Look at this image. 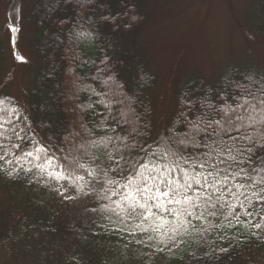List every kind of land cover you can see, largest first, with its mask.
<instances>
[{
    "label": "trees",
    "instance_id": "1",
    "mask_svg": "<svg viewBox=\"0 0 264 264\" xmlns=\"http://www.w3.org/2000/svg\"><path fill=\"white\" fill-rule=\"evenodd\" d=\"M152 13L151 0H92L87 5H81L77 0H38L30 10V46L35 59L26 62L32 74L28 75L31 86L25 105H20L3 90L0 92V98L7 102L8 108H19L12 120L17 129H23L21 136L24 137L23 140L14 135L11 137V143H19L20 149L8 145L7 156L12 163H4L3 167L5 172L12 171L13 174L0 172V254L11 262L13 246L20 244L24 235L41 229L49 237L70 239L71 246L65 256L46 257L42 251L43 259H34L31 263L24 259L17 264H155L156 259H164L170 264H264V230L253 228L250 223L237 224L233 220L229 225L221 217L219 222L223 226L205 234L212 248L203 241L198 244L195 232L189 228L187 233L181 231L173 250L162 252L156 258L139 260L134 252L136 241H143L141 253H148L149 242L145 241V233L137 228V224L142 223L135 224V218H129L125 211L129 210L128 202L122 201V196L113 197L121 201L122 208L93 196L61 200L43 213L36 210L35 204L30 207L34 191L41 192L44 197L57 195L54 189L60 184L83 185L92 179L87 175L89 171L99 173L107 164L102 145L87 151L79 147L85 144L87 148L88 138L81 123L94 133L93 139H101L105 133L113 137L126 135L131 126L119 117V110L128 111L131 106L140 117L139 128L144 133L142 142L146 141L144 147L156 149L169 128L184 131L180 114L188 111L185 100L195 101L193 110L188 113V118L193 119L201 111V99L231 102L233 92L237 91L234 88L236 82L248 83L250 75L256 80L264 79V70L251 64L229 65L217 83L200 77L190 78L178 90L173 116L162 138L158 139L154 133L153 99L157 74L148 67L146 53L139 43L140 30ZM250 13L246 37L259 35L264 38V0H251ZM81 31L90 35L81 37L78 35ZM89 104L92 108L87 107ZM112 116L120 122L112 123L109 128L106 121ZM70 132L73 135L81 132L83 138L72 140ZM121 143L113 140L117 146ZM41 147L47 151H38ZM28 152L32 155L28 156ZM76 162L84 167H75ZM37 164H43L47 171L41 173L34 167ZM21 166L33 171H20ZM47 172H59L67 179L51 181ZM75 176H84L85 181H76ZM179 176L177 173L176 178ZM96 187L100 188L98 184ZM120 192L124 194L125 190L120 189ZM102 204L115 208V213L92 211ZM238 214L242 220L258 221L256 216L245 217L244 209H239ZM162 215L170 222L166 228L177 224L168 213ZM121 219L125 222L120 223ZM210 219L213 224L217 223L216 218ZM192 224L197 228L201 226L196 220H192ZM203 226L208 227V222H203ZM138 244L142 246L140 241ZM220 247L228 251L220 252ZM213 248L214 254H204L212 252ZM194 253L196 258H193Z\"/></svg>",
    "mask_w": 264,
    "mask_h": 264
},
{
    "label": "snow or ice",
    "instance_id": "2",
    "mask_svg": "<svg viewBox=\"0 0 264 264\" xmlns=\"http://www.w3.org/2000/svg\"><path fill=\"white\" fill-rule=\"evenodd\" d=\"M77 2L87 5L92 0ZM78 35L83 37L90 33L81 31ZM248 81L235 83L237 91L233 92L231 102L227 99L223 103L201 99V111L193 119L188 118V113L193 110L195 101L185 100L188 111L180 114L184 131L181 133L176 128H169L164 141L156 149L144 147L146 141L142 142L144 133L139 128L140 117L131 106L128 111L119 110V117L131 126L126 135L113 137L105 133L103 138L93 139L94 133L81 123L80 127L88 133V138L87 148L85 144L79 147L87 151L99 149L102 145L107 164L99 173L89 171L87 175L92 177L90 181H85L84 176H75L76 181H85L83 185H60L54 190L63 199L76 200L81 196H93L99 201H111L116 208H122V204L113 197L122 196V201L128 202L129 210L125 211L129 218H139L142 222L150 219L159 221L152 231L168 226L170 222L162 215L168 213L177 220V224L164 233L170 244H178L181 231L187 233L191 228L198 244L203 241L212 248L205 234L210 229L223 226L219 222L221 217L229 225L235 220L237 224L250 223L251 227L264 230V79L256 80L250 75ZM6 103L0 98V172H5L4 163H12L7 156L8 145L11 144V148L16 150L21 147L19 143L12 144L11 137L14 135L24 139L21 136L23 129H17L12 120L19 108H8ZM87 107L92 108V105ZM119 122L116 116L106 121L109 128L112 123ZM69 137L78 141L83 138V134L76 132L73 135L70 132ZM114 139L122 143L117 146L113 144ZM109 145H112L111 150ZM37 150L47 151L43 147ZM12 154L17 155L16 152ZM27 155L31 156L32 153L28 152ZM92 155L95 156V153ZM45 162L50 163V160ZM34 167L40 169L41 173L47 171L43 164ZM75 167L82 168L84 165L76 162ZM19 170L33 171L32 168L24 169L22 166ZM177 173L180 174L179 179L176 178ZM5 174L12 175L13 172L7 171ZM47 175L51 181L67 179L59 172H47ZM121 180L125 182L121 183ZM120 189H124L125 193L121 194ZM239 209H244L245 217L256 216L258 221L242 220L238 214ZM92 211L115 213V208L102 204L99 209L93 208ZM116 215L119 216V213ZM210 218H216L217 223L213 224ZM192 220L201 226L197 228ZM205 221L208 227L203 226ZM119 222L125 221L121 219ZM137 228L142 233L149 231L142 224H137ZM148 239L155 238L149 236ZM160 243L167 246L164 240ZM156 250L164 251V248L157 246ZM219 250L228 251L225 247ZM204 254H214V248L212 252ZM193 258H196L195 253Z\"/></svg>",
    "mask_w": 264,
    "mask_h": 264
},
{
    "label": "rangeland",
    "instance_id": "3",
    "mask_svg": "<svg viewBox=\"0 0 264 264\" xmlns=\"http://www.w3.org/2000/svg\"><path fill=\"white\" fill-rule=\"evenodd\" d=\"M37 1L0 0V92L13 96L20 105H25L31 86L28 75L32 72L29 73L26 62L30 58L34 61L35 54L30 46L28 20ZM151 7L153 13L140 30L139 43L146 53L148 67L157 74L158 84L153 89L154 133L161 139L175 111L176 94L186 81L200 77L217 83L233 64H251L264 70V38L246 37L251 0H151ZM43 197L41 192L34 191L30 207L35 204L36 210L43 213L52 204L67 201L58 194ZM137 222L149 229L145 233L149 251L141 253L143 243L140 246L141 240H137L134 246L137 259L156 258L176 247L164 235L168 228L152 231L157 225L153 219L142 222L135 218L133 223ZM149 236L155 239L149 240ZM20 242L23 243L13 246L12 262L0 254V264H17L24 259L31 263L43 259L42 251L46 257H63L71 246L70 239L49 237L41 229L24 235ZM157 246L164 251H157ZM170 263L155 260V264Z\"/></svg>",
    "mask_w": 264,
    "mask_h": 264
}]
</instances>
